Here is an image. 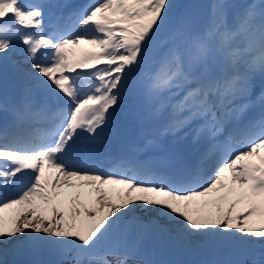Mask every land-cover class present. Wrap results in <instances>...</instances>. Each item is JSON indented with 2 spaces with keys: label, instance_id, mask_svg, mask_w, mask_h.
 Masks as SVG:
<instances>
[{
  "label": "snow or ice",
  "instance_id": "obj_1",
  "mask_svg": "<svg viewBox=\"0 0 264 264\" xmlns=\"http://www.w3.org/2000/svg\"><path fill=\"white\" fill-rule=\"evenodd\" d=\"M46 7L0 0V70L11 66L27 81L16 119L0 128V254L27 245L70 264H113L109 255L127 264L101 245L132 232L186 250L264 254V91L259 115L240 123L257 102L255 78H264V0L247 4L232 25L229 6L217 0L198 33L184 20L168 30L171 0H85L47 21ZM82 44L94 50L68 59L69 46ZM138 89L153 114L169 111L161 136L191 129L213 144L221 158L210 177L199 167L159 172L134 157L119 165L126 171H103L79 155L82 133L118 134L116 116ZM40 121L48 128L28 126ZM226 128L228 140L215 143Z\"/></svg>",
  "mask_w": 264,
  "mask_h": 264
},
{
  "label": "trees",
  "instance_id": "obj_2",
  "mask_svg": "<svg viewBox=\"0 0 264 264\" xmlns=\"http://www.w3.org/2000/svg\"><path fill=\"white\" fill-rule=\"evenodd\" d=\"M109 238L112 247L101 246V251H111L119 253L120 256H127V264H186V261L190 259V264H206L205 261L212 257L214 251V249L210 248L186 250L177 247L172 240L158 237L152 233L140 235L137 232H132L123 238L117 236ZM123 246L128 247L130 252H123ZM235 250L228 249L229 256L233 257ZM141 251H148L152 255L161 253L162 257L157 259L152 255L143 256L140 253ZM116 258L113 255L108 256V259L112 260L113 264H115ZM247 258L249 261L255 260L252 255ZM62 259L64 264H70V258H63L54 252L34 250L30 247L23 252V250L12 248L11 246L10 256L0 254V260L6 262V264H57V261Z\"/></svg>",
  "mask_w": 264,
  "mask_h": 264
},
{
  "label": "rangeland",
  "instance_id": "obj_3",
  "mask_svg": "<svg viewBox=\"0 0 264 264\" xmlns=\"http://www.w3.org/2000/svg\"><path fill=\"white\" fill-rule=\"evenodd\" d=\"M172 4L174 5L173 9H172V12H171V16L169 18V24H168V30L171 31L172 29H174L176 27V25L181 21V20H184L190 27V30L192 31V33H198V32H201V31H204L206 28H202V29H198L196 27L195 24H193L192 22L188 21V20H185L183 18H181L180 16V6H181V2L180 0H171ZM217 2V1H216ZM233 2L232 0H224V3L227 4L228 6L230 5V3ZM234 9V8H233ZM70 47V50L68 52V59L70 57H72L74 55L75 52L79 51V50H82V49H85V48H91V47H94L92 45H88V44H82V45H76V46H69ZM75 48V51L73 52L71 49ZM19 58V57H17ZM8 71V74H10V78H11V83L12 81L14 82V84H17V85H24L25 87L27 86V81H25L19 73H17L15 71V69H13L11 66H9L7 69ZM3 71L5 70H0V92H5V89H4V81H5V78H4V74H3ZM137 79H142V77L140 76V74L138 73V77ZM7 85V84H6ZM6 88V86H5ZM25 89V88H24ZM23 95V94H22ZM138 96L139 99H140V102L144 101L146 98L140 93V91L138 92ZM137 95H134V97H136ZM74 183L75 184H80L81 182L80 181H76L74 179ZM85 185L88 183V182H83ZM106 189H113V190H119L122 186L121 185H105L104 186ZM72 189H65V191H71ZM87 189L85 188V191ZM115 195V191H112L110 192V198L113 197ZM93 196H95V193H93ZM36 200V203H42L39 198H34ZM196 205H193V210L195 209ZM244 206L243 205H239L237 207V212H239ZM44 210L47 211V206H44ZM7 213H12L13 210L11 209H8L6 210ZM92 215H95V212L92 213ZM21 220H23V217H21ZM149 234V233H148ZM147 235V234H146ZM20 239H23V237H21ZM101 246H104L106 248H109V247H112V243H111V240L110 238H108V240H106L105 243H103ZM9 249L11 248V245L8 246ZM24 249V251H26L27 248H29V246L27 245H23L22 246ZM123 252H126V253H129V248L126 247V246H123L122 248ZM23 251V252H24ZM143 256H148L150 255V253L148 251H141L140 252ZM258 254H262L260 252L259 249H257L255 252L253 253H245L241 250H238L236 249L235 250V254L234 256L231 258L228 254H227V248H220V249H214L213 253H212V257H211V260L208 264H254V262H249L248 261V258L247 256L249 255H252L254 257H256ZM10 256V252L8 251L7 252V256ZM153 257H157V258H160L162 256L161 253L159 254H156V255H152ZM50 261V260H49ZM48 261V262H49ZM190 260L186 261V264H190ZM47 262V263H48ZM255 264H264V262H255Z\"/></svg>",
  "mask_w": 264,
  "mask_h": 264
},
{
  "label": "bare ground",
  "instance_id": "obj_4",
  "mask_svg": "<svg viewBox=\"0 0 264 264\" xmlns=\"http://www.w3.org/2000/svg\"><path fill=\"white\" fill-rule=\"evenodd\" d=\"M70 50V47H69ZM138 75V73H137ZM136 75V77H137ZM135 77V78H136ZM6 80L8 81V79L6 78ZM151 111L150 107H145L141 102L137 105V112H135L136 114H133V118L131 119L130 122H124L122 124V127L120 129V131L118 132V142L117 144H119V140L124 136V134H128L131 130V127L133 126V122L135 120L139 121L140 124L138 125L137 129H140L141 132V137H146L148 136V127L152 126V122L150 121V115L149 112ZM161 137V136H159ZM166 142V140H165ZM168 142H170L173 146H178L177 144H175L172 140H169ZM170 143H166L168 145L171 146ZM134 148H136V145L134 146Z\"/></svg>",
  "mask_w": 264,
  "mask_h": 264
},
{
  "label": "water",
  "instance_id": "obj_5",
  "mask_svg": "<svg viewBox=\"0 0 264 264\" xmlns=\"http://www.w3.org/2000/svg\"><path fill=\"white\" fill-rule=\"evenodd\" d=\"M212 0H183L182 14L199 24H205L209 19Z\"/></svg>",
  "mask_w": 264,
  "mask_h": 264
}]
</instances>
